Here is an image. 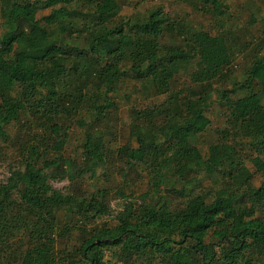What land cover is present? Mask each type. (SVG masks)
Instances as JSON below:
<instances>
[{
  "label": "trees",
  "instance_id": "obj_1",
  "mask_svg": "<svg viewBox=\"0 0 264 264\" xmlns=\"http://www.w3.org/2000/svg\"><path fill=\"white\" fill-rule=\"evenodd\" d=\"M234 7L0 0V157L16 164L0 185V264H108L110 249L116 264H264V29L247 51L239 28L247 10L264 23V6ZM180 61L197 64L186 86L164 71ZM132 95L143 106L110 147L104 125ZM214 111L225 128L203 146ZM76 127L83 142L65 157ZM110 165L128 187L169 171L177 201L133 194L98 225L110 190L87 182Z\"/></svg>",
  "mask_w": 264,
  "mask_h": 264
},
{
  "label": "rangeland",
  "instance_id": "obj_2",
  "mask_svg": "<svg viewBox=\"0 0 264 264\" xmlns=\"http://www.w3.org/2000/svg\"><path fill=\"white\" fill-rule=\"evenodd\" d=\"M246 1L247 0H234L235 7L233 10L236 9V13L234 14V17L235 15L237 16V13L238 16L242 14V12L244 11L243 5L245 4ZM259 4L261 6H264V0H259ZM250 18H251L250 12L247 10L243 14V20L240 22V26H239L241 31L244 33L242 42L247 43L248 45L247 51L253 48V44L259 45L260 42L257 39V35L260 30L264 29V25H263L264 23H262L260 19L257 23L253 24L250 23ZM239 62L240 60L237 61V63ZM237 63L235 65H238ZM29 66L32 69L36 67L33 64H30ZM196 68H197L196 63L180 61L173 63L169 66H165L164 71L167 77L178 78L181 81L182 85L186 86L189 84L190 74ZM233 78L237 79L239 82H243L244 80L243 66H240L238 67V69H236ZM231 84H233L232 79L229 80L228 86L231 87ZM122 92L127 94H132L131 91L125 89H123ZM138 96L141 98L143 97L142 94H139ZM137 98H138L137 96L132 95L131 103L124 110L122 116L120 117L119 124H116V122H111L104 125L106 129L111 130V133L109 134L107 141L110 147L115 143L122 142L121 140L122 132L120 131V129L124 128V125L128 126L132 121V118L130 117L132 113L129 111L130 107L136 104L143 106L142 103L137 100ZM160 102H162V98L154 100L152 104L153 103L159 104ZM211 120H212L211 130L209 131V134L201 140V144L203 146H206L208 142H212L214 139H216V137L218 136L217 131H222L225 128L224 115H220L218 112L214 111L211 116ZM83 135H84L83 130L80 129V127H76V130L74 131V135L72 134L70 136V140H69L70 148L68 152H66L65 157H68L69 155H74L73 150L75 149L76 146L80 145L83 142ZM15 166L16 164L12 161V159L2 160V157H0V185L7 181V179L10 177V169ZM140 172L142 174L141 177L134 185H131V187H128L122 183L121 179L117 177L115 169L112 165L108 166L107 169L101 170V173H105L107 177H103V175H101L100 173L99 174L100 177L96 178L93 181L94 184L91 183L90 181L87 182L88 185L91 187V189L94 188L95 185L96 189L106 188L110 190L109 197H107L106 199V201L108 202L107 212L103 216V218L97 222L98 225H102L104 223H108L110 225L115 224L116 215L124 210L125 205L129 201H131L133 194H135V197L137 198H141L144 195H148V197H151L155 200L168 197L169 199H172L175 202L177 201V195L169 189L172 188L173 185H176L174 181V177L172 174L169 173V171L159 170V171H148V172L140 171ZM130 180L131 179L127 180L129 184H131ZM50 183L57 190H63L66 187L70 186L71 181H69V178H67L62 182L51 180ZM205 185L208 186L209 183L208 184L206 183ZM106 260L108 264H116L111 249L107 251Z\"/></svg>",
  "mask_w": 264,
  "mask_h": 264
}]
</instances>
